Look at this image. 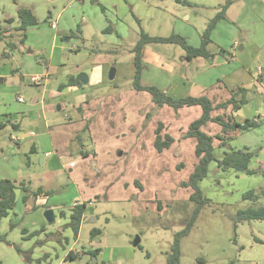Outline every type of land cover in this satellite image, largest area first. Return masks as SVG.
Segmentation results:
<instances>
[{
    "label": "rangeland",
    "instance_id": "1",
    "mask_svg": "<svg viewBox=\"0 0 264 264\" xmlns=\"http://www.w3.org/2000/svg\"><path fill=\"white\" fill-rule=\"evenodd\" d=\"M147 1L159 4L161 8L167 5L162 0ZM100 4L106 7V11L102 12L91 0H0L1 23L3 18L14 16L18 6L35 5L38 19L37 26L28 28L23 44H20L16 35L0 40V72L8 74V86L21 87V96L27 103L34 97L41 98L43 88H36L27 82L28 77L22 78V75L31 76L28 74L34 67L44 70L45 63H48L51 73L48 89L56 91L59 85L67 84L70 76H88L95 63L104 67L106 79L111 69L116 70L117 78L124 76L120 74V64H129L126 71L132 64L129 50L138 36V33L133 32L134 28L142 26L151 29L155 26L157 29L156 26L164 23L167 18L162 11H157L156 18L148 20L145 17L147 7L141 6L136 13L129 0H119L115 6L104 2ZM170 10L173 12V9ZM48 12L56 22V31L45 21ZM58 13L60 17L56 18ZM172 24L174 27L180 25L178 22ZM107 26H110L111 32H104ZM62 34L69 37V41L58 40L57 47H52L53 36ZM77 49L78 52L73 51ZM4 50H7V54ZM130 84L131 79L122 78L121 84L115 87L104 85L89 88L88 99L103 97L104 102L101 103H105L109 95H114L115 101L108 100L105 106L99 104L82 108L86 116L84 121L89 122L87 130L85 125L80 130L82 122L76 124L77 120L71 116L67 118V134L71 144L68 150L74 153L68 161L72 162L62 169L61 160L54 153L59 167L49 169L61 171L47 175L36 173L30 179L31 190L40 184L44 190H48L47 197H37L34 204V197L30 196L24 203L22 190H15L16 212L14 209L7 218L0 221V235L5 238V241L0 242V264H166L173 235L183 228L182 220L194 208L188 201L190 190L181 186L189 169L196 164L194 142L185 140L183 132L176 133L178 127L186 123L178 112L187 114L189 120L196 116L192 109L184 108L176 113L168 109L169 120L162 122L171 123L178 142L164 154L152 152L150 142L157 122L161 121L159 115L164 112L153 104L149 94H136ZM62 92L68 94L69 89ZM121 92H127L124 98L139 96L141 100L138 104L125 106L117 98ZM43 96L45 101L49 100L48 93ZM2 98L0 109L9 107L12 101L16 102L13 97L8 100ZM69 100V97L56 100L55 106L61 105L62 110L45 115L50 125H54L55 120L58 123L64 122L63 116L71 108ZM115 105L118 109L128 111L127 124L124 122L116 126L115 134L121 137L108 136L102 145V150L111 153L113 159L105 160V163L97 162L94 158L100 150L95 149L97 146L92 139L102 137L98 115L109 113ZM17 118L24 130L37 126L31 114H19ZM163 118L166 119L165 114ZM203 130L206 131L205 128ZM210 132L214 133L213 130ZM28 143L25 141L19 149L4 132L0 134V144L14 150L16 158L13 162H19L23 168H27V156L31 158L34 167L38 166L43 152L40 151V156L30 155L25 152ZM82 143L88 149L79 147ZM76 147L95 153L90 164L89 160L76 154ZM243 149L256 154L249 168L264 170V120L254 129L233 133L226 140V145L216 149L215 154L220 157L225 151ZM116 167L121 175H116ZM75 185L82 187L83 198L91 202H87L86 217L76 238L68 226L69 219L60 216L61 212L72 209L71 196L76 193ZM198 187L209 203L200 210L190 233L181 241L179 264H264V222L235 224L238 210L264 206V195L255 202L243 198L246 192L259 193L264 189V176L261 173L246 175L231 169L222 171L213 161L208 166L207 176L199 182ZM45 207L54 210L53 223L46 222L43 216ZM11 219L14 223L12 227ZM94 229L101 233L92 236L91 231ZM22 230L26 233L23 234ZM137 237L140 242L134 247L133 241ZM96 249L99 250L96 258L90 259L83 254ZM68 253L78 258L74 261L66 260Z\"/></svg>",
    "mask_w": 264,
    "mask_h": 264
},
{
    "label": "crops",
    "instance_id": "2",
    "mask_svg": "<svg viewBox=\"0 0 264 264\" xmlns=\"http://www.w3.org/2000/svg\"><path fill=\"white\" fill-rule=\"evenodd\" d=\"M78 1L82 2L85 0ZM96 1L99 4L104 2L114 6L118 5L119 2V0L118 2L114 0ZM162 1L163 4L166 2V7L173 9V12H170L171 10L165 6H162L161 8V5L151 4L147 0H129L132 9H134L136 13L140 11L141 6L147 7V13L145 17L148 20L156 18L155 12L157 11H162L167 18L164 23L156 26L157 29H155V26H152L151 29L143 28L142 26L139 28L135 27L133 32L136 34L138 33V36L135 38L136 41L141 33H144L150 37L161 38L179 35L186 40L188 45L195 48L199 47L201 43V35L206 28L207 23L211 18H213V16L218 11V7L224 2V0H184L190 3L191 6H183L174 0ZM19 7L29 8L36 16L35 5L29 7L18 6V8ZM104 8V11H106V7ZM59 17L60 13L56 15V18ZM8 19H12L11 24L6 23ZM115 20L117 19L115 18ZM45 21H48L50 28L56 31V22L53 21V15L50 12H48ZM173 22H178L180 25L174 27L172 24ZM18 25L17 11L14 16L5 17L3 18V23L0 22L1 30L5 31L7 35H16L12 31ZM104 32H111L110 26H107ZM116 34L118 33L116 32ZM69 39V37L67 38V36L63 34L60 36L55 35L52 38V47H57L58 40H65V42H67ZM135 40H133V44L130 47L134 46ZM62 46L65 48L63 44ZM60 48L62 49V47ZM67 49L69 48L67 47ZM206 49L210 54L213 55L211 58L205 59L202 57H195L188 60L185 57L184 51L176 45L150 44L145 46L142 52V65L144 69L141 74L140 84L146 87H156L160 91L166 93L168 96L176 99L188 96H206L214 106L228 101L231 98L232 92L234 93L238 89H245L248 91L245 97L247 100L245 104L241 105L237 110H234L231 105H228L226 108L215 110L212 113V116L214 117L217 115H223L226 117H231L232 120L237 123H243L246 119H248L256 122L258 121L259 124H262L264 120V0H232V4L227 9L224 19L220 20L210 32ZM73 51L78 52L79 50L77 49ZM4 53L7 54V50H4ZM45 65L46 66L44 70L38 67L31 68L32 70H30L28 74L31 76L22 75V78L28 77L29 81L27 82H30V84L36 88H43L42 94L40 96L41 98L34 97L29 103H27L25 98L21 96V87H16L15 85L9 87L8 74H3V72H0V78H3V82L0 83V98L3 97V100H8L9 97H13L17 102L16 103L12 101L9 107H2V109H0V134L1 132H4L6 137L9 138L10 142L14 143L19 149L23 147L25 141H28V147H26L25 152L29 153L30 155L37 154L40 156V151H43L39 158L38 166L34 167L31 162V158L27 156L26 159L28 165L27 168H23L19 162H13L16 158V153L14 150L8 145L0 144V180L7 179L17 182L18 184L22 183L23 187H27L28 189L27 192L22 191L24 194L23 197L25 196L29 198L30 196H33L35 200L34 204H36L37 197H47L48 190H44L43 186L40 184L35 190H31L30 183L32 180L30 179L36 173L47 175L50 172L61 171V169L55 171H50L49 169L54 166L59 167V164L54 157V153H56L59 160H61L62 169L67 168L69 163L72 162L68 161L71 159V155L74 153H72L71 150H68L70 149L71 144L67 134V118L71 116L72 119L74 118L73 120H77L75 122L76 124L82 122L83 125L82 127L80 126V130H83V128L89 123L88 120L84 121L86 116L85 113L82 112L83 107L89 108L93 105L99 104L105 106L108 104V100L115 101L114 95H109V99H107L105 103H101V101L104 102V100H102L103 97L93 100L88 99L90 91L89 88H100L104 85L115 87L116 85L121 84L122 78L132 79L135 72V67L133 64H131V66L128 68V71H126V66L129 65L128 63L120 64V74L125 75L117 78L116 75L118 74L114 69V78L113 80H110L108 76V79H106L104 76V67L95 63L93 64L90 74H87L88 76H86L88 79L86 84H82L79 81L82 84L81 87L65 86L62 89H60V86L62 85H59L56 91L53 89H48L51 73L49 72L48 63H45ZM79 76L80 75L70 77H77L79 79ZM23 82H25V80H23ZM66 88L69 89L68 94L62 92ZM134 92L136 94L146 93L136 91ZM44 93H48V101L44 100ZM125 93L127 92H121V95L117 96V98L121 100L120 103L125 104V106H129L130 104H138V102L141 100L139 96L132 98L130 97V99L124 98L126 96ZM19 97L22 98V102L17 100ZM60 97H69L71 106L70 111L65 113L63 116V123H58L57 120H55V124L50 125L45 115L47 113H54L55 111L58 112L62 110L61 105H58L57 107L55 106L56 100H58ZM15 106L18 107L16 108ZM117 107L118 106L116 105L111 107L109 113H104V109H102V113H104V115H98V122H101L102 137L101 139H92L94 144L97 146L95 149L100 150L98 156L94 158L97 162L101 161L102 163H105V160L113 159L111 153L102 150V145H104L105 139L108 136H116L117 138L121 137L122 135L115 134L116 126L124 122L127 124V119L129 117L128 111L118 109ZM184 108L192 109L196 118H198L201 114L199 107ZM184 108H181L178 111L183 110ZM168 109L171 108L167 106L162 107L161 112L164 113H160L159 116L161 121H158L157 123H163L162 121L167 122V120H169L168 113H170V111ZM77 112L80 115L79 117ZM19 114L22 116H28L30 114L33 115L35 117L37 126L24 130V128L21 127L20 122H17V116H19ZM163 114L166 115V119H162ZM178 114L183 116V119L186 121V123L180 125L178 130H176V133H184L187 129V125L196 118L189 120L188 115H184V112H178ZM250 116L252 117L251 119L249 118ZM163 125L164 129L162 130V135H170L173 137L174 142L168 149H165L162 152H157L153 145V135V138L150 142V150L157 154H164L178 142L176 136L174 135L175 132L171 129L173 127L171 123H163ZM129 126L131 127V125ZM203 128H205L206 131H204ZM136 129L137 128L134 129L135 137ZM201 130L213 137L214 153L216 149L223 147L220 144V141L215 139L216 135H223L219 125L215 123H209L202 127ZM210 130H213L214 133L210 132ZM235 132L237 131H230L225 136V139L232 137V134ZM186 139L192 140L195 147V140L193 138ZM215 142H218V144L215 145ZM79 147L83 148L85 146L82 143L79 145ZM76 150V154L80 155L82 159L89 160V164L92 162L91 157L95 156L93 151H87L88 155L84 156L82 155V152H85L86 150H82L80 148L77 149V147ZM101 156L104 157V159L101 158ZM194 158V162L196 163L197 158L195 155ZM193 166L191 169H189L186 178L183 179L182 182L187 180L189 174L193 170ZM115 169H117L115 172L116 175L122 174L118 167ZM182 174L183 171L181 175ZM134 183H136V181ZM75 186L77 194L74 193L71 196L70 207L73 208L75 205L82 203L87 205V202L91 203L90 199L85 200L83 198L82 187H80V185L79 187L77 185ZM38 189H41L43 193L34 196L32 193L38 191ZM146 198L148 201V195ZM188 201L193 204L189 200V195ZM50 208L52 207H45V210ZM85 210L82 221L86 217ZM52 211L54 214L53 209ZM70 212L71 210H69V212H61L60 216H63L64 218L66 217L68 219ZM159 214L163 213L159 212ZM188 217H185L184 219L182 218V224H184ZM12 221L13 219H11L10 224L14 225Z\"/></svg>",
    "mask_w": 264,
    "mask_h": 264
},
{
    "label": "trees",
    "instance_id": "3",
    "mask_svg": "<svg viewBox=\"0 0 264 264\" xmlns=\"http://www.w3.org/2000/svg\"><path fill=\"white\" fill-rule=\"evenodd\" d=\"M175 2L183 6H191L190 3L184 0H174ZM93 4L99 6L102 12L105 8L100 5L96 0H92ZM232 4V0H224V2L218 7L216 14L209 20L206 25V28L201 35V43L199 47H192L187 44L186 40L179 35H172L167 38L161 37H150L144 33L139 35L138 40L134 46L130 49L132 54V64L135 67L134 75L131 79L130 88L136 92H146L150 95L151 100L155 106L162 108L167 106L171 108L175 113L184 107H199L201 114L198 118L191 121L187 125V129L183 134V138H193L195 140L194 155L197 158L196 164L193 166L192 172L189 174L187 180L181 183V186L190 190L189 200L193 203L194 208L192 209L188 219L184 222L183 228L176 232L173 235L172 244L170 251L166 256V264H179L180 263V244L183 238L187 237L193 228L200 210L209 203V200L202 196V193L198 187L200 181H202L207 176L208 166L211 162L215 161L217 167L222 171L233 170L235 172L243 173L246 175H254L261 173L264 176V170L262 169H250L249 164L251 159L256 155L254 152L243 149V150H231L224 152L219 158L214 153L213 147V137L204 133L201 129L209 123H215L221 127V132L223 135H216L215 139L220 141L222 146L226 145L225 136L230 131H240L245 132L251 129L258 127L259 122L253 120H245L243 123H237L232 120L231 117H226L223 115L212 116V113L217 109L226 108L228 105H231L234 110L240 108L241 105L247 102L246 93L248 92L245 89H238L236 92H232L231 98L225 103H220L213 105L212 102L206 96L199 97H184V98H172L166 93L160 91L158 88L150 86H142L140 84V78L142 71L144 69L142 65V52L145 46L150 44H172L180 47L185 54L186 59L190 60L195 57H202L205 59L211 58L213 55L210 54L206 45L209 40L210 32L214 29L215 25L222 19H224L225 14L229 6ZM17 19L18 26L13 29V33L18 36L20 44H23L24 39L26 38V32L28 28L38 25V19L33 14V12L26 7L17 8ZM7 24L12 23V19L6 21ZM13 35H7L5 31H2L0 28V40L4 41L7 38H11ZM6 46H10L6 42ZM12 47V46H11ZM3 82V78H0V83ZM65 86H79L82 84L79 82L77 77H69L67 85L60 86V89ZM150 115L148 116V118ZM86 125V129H88ZM164 129L163 123H157L154 130V141L153 145L157 152H162L165 149H168L174 142L173 137L170 135H162V130ZM82 155L87 156L88 152L83 151ZM21 189L23 192H27V187H23L22 183H17L11 180L2 179L0 180V221L3 218H6L13 210L16 205V194L15 190ZM43 191L38 189V191L33 192L34 196L42 194ZM264 195V189L259 193L254 191H249L243 194L245 200H250L255 202L260 196ZM27 197H23V202H25ZM86 204L75 205L69 214L68 226L72 230L74 237L78 235L80 224L83 218L84 210ZM250 221H263L264 222V206L259 207H248L240 209L236 213L235 224L250 222ZM13 225L11 224L10 227ZM236 227V226H235ZM23 234L26 233L25 230H22ZM101 231L94 229L91 231V235L95 236L100 234ZM5 241L4 236L0 235V242ZM98 249L93 251L83 252L89 256L90 259L96 258L98 254ZM78 256L68 253L66 255V260H76Z\"/></svg>",
    "mask_w": 264,
    "mask_h": 264
},
{
    "label": "water",
    "instance_id": "4",
    "mask_svg": "<svg viewBox=\"0 0 264 264\" xmlns=\"http://www.w3.org/2000/svg\"><path fill=\"white\" fill-rule=\"evenodd\" d=\"M114 74H115V70L114 69H111V71L109 73V76H108L110 80H113ZM79 81L82 84H86L87 81H88V79H87L86 75L82 74V75L79 76ZM43 216H44V218H45V220H46L47 223H53V221H54V214H53L52 209L45 210L44 213H43ZM139 242H140V239L137 237L133 241V246L134 247L138 246Z\"/></svg>",
    "mask_w": 264,
    "mask_h": 264
},
{
    "label": "built area",
    "instance_id": "5",
    "mask_svg": "<svg viewBox=\"0 0 264 264\" xmlns=\"http://www.w3.org/2000/svg\"><path fill=\"white\" fill-rule=\"evenodd\" d=\"M232 58H233V56H232ZM17 100H18L19 102H22V98H21V97H19Z\"/></svg>",
    "mask_w": 264,
    "mask_h": 264
}]
</instances>
